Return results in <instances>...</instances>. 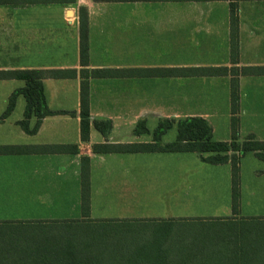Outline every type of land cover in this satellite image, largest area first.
Returning <instances> with one entry per match:
<instances>
[{"label":"crops","instance_id":"crops-1","mask_svg":"<svg viewBox=\"0 0 264 264\" xmlns=\"http://www.w3.org/2000/svg\"><path fill=\"white\" fill-rule=\"evenodd\" d=\"M230 3V0H8L0 4V71L75 70L78 73L82 69L80 8L85 10L87 25V69L231 68ZM236 15V67H264V0L238 1ZM80 82L78 75L71 79L42 80L47 109L61 114L44 117L34 134L25 133L18 125L25 108L22 96L16 97L13 111L0 121V146H75L77 149L74 154L0 155V194L15 195L12 200L17 201L18 214L11 217L12 222L116 220L129 225H155L160 230L167 226L214 223L234 228L264 227V216L244 214L255 212L254 208L243 204L234 207L231 203L208 209L215 215L209 217L181 214L203 211L192 206L137 210L151 212L152 216L92 217L96 210L94 196L107 197L110 193L120 196L148 184H159L168 191L178 187L175 180L183 178L188 165L195 169V165L201 164L207 168L205 171L222 170L231 179L229 164L209 165L195 153L92 152V146L97 144L150 143L153 131L163 120L173 122L171 129H175L176 138V123L195 117L208 123L212 140L229 142L230 76L89 79L91 122L86 142L80 138ZM23 86L20 80L0 81V116L10 95ZM238 86V142L250 136L264 142V75L241 76ZM94 120L111 122L106 138L94 128ZM141 121L149 133L135 135L134 129ZM35 123L32 117L29 128ZM162 138V144L171 143ZM83 157L89 160V205L85 213H82L80 182ZM239 170L240 175L246 170L250 174L264 173V159L248 152L240 158ZM158 179L164 180L163 183H158ZM74 214L76 218L70 219ZM154 242L161 245L147 251L144 257L134 258L143 259L146 264H264V240L250 247L241 239L231 238L220 242L224 247L218 246L219 251L209 253L204 248L193 250V241H188L189 248L179 251L167 250L161 240L151 243Z\"/></svg>","mask_w":264,"mask_h":264},{"label":"trees","instance_id":"trees-1","mask_svg":"<svg viewBox=\"0 0 264 264\" xmlns=\"http://www.w3.org/2000/svg\"><path fill=\"white\" fill-rule=\"evenodd\" d=\"M8 0H0V4ZM51 2H61L63 0H48ZM74 2V0H70ZM96 2H127L128 0H94ZM185 1H213V0H185ZM230 61L233 65L231 68H192V69H147V70H118V69H87L88 66V44H87V25L85 20V10L79 9V59L82 69L77 73L75 70H8L0 71V81L20 80L24 86L14 91L8 98L5 111L0 116V121L7 118L14 109L15 99L22 96L25 101L23 119L18 122L20 128L27 134H34L39 127L41 120L50 115L61 114L59 112L49 111L45 104L42 80L44 79H71L78 75L80 82V138L83 142L88 141V130L90 126L89 116V79H108V78H127V77H223L230 76V133L229 142H216L212 140L211 128L202 118H187L179 120L176 123V138L168 144L161 143V137L172 128L173 122L163 120L159 122L157 128L152 133L150 143L135 144H97L92 146V152L95 154H136V153H195L199 155L203 163L209 165L229 164L231 170V204L235 207L239 200V161L240 158L248 152H254L258 158L264 159V142L254 140L253 137H247L244 141L238 142L239 130V86L238 79L241 76H263L264 67H236L238 64V20H237V2L240 0H230ZM259 1V0H245ZM34 117L36 123L32 129L29 128V120ZM94 128L105 138L111 129V122L106 120H94ZM143 121L139 122L134 134H148ZM77 152L75 146H0V155H22V154H74ZM80 182H81V204L82 213L89 205V160L86 157L80 161ZM235 212V211H234ZM73 221H43L27 223H3L8 227H23L30 230L34 237H40V240H47L50 232H56L57 227L61 224L67 226L81 225L98 226V228L112 226L113 224H122L120 221H91L83 220L82 222ZM114 222V223H112ZM102 226V227H101ZM76 228V227H74ZM70 229L76 233V229ZM109 228V227H108ZM109 229H104L94 233L97 240L108 237ZM110 235V234H109ZM156 241V240H154ZM158 241V240H157ZM149 243V242H148ZM146 244L141 253L131 256V259H121L116 262L114 259H102L103 256L83 255L87 247L77 246L78 251L73 250L69 244L59 252L56 250L48 251L41 249L39 244L25 245V253H35L36 257L23 256L19 262H10L9 264H146L145 260H138L135 256L144 257L146 252L159 247L160 242ZM37 245L39 247H37ZM72 245V244H71ZM75 247L74 245H72ZM72 250V251H71ZM77 252V253H76ZM84 253V252H83ZM38 254V256H37ZM139 257V258H140Z\"/></svg>","mask_w":264,"mask_h":264},{"label":"rangeland","instance_id":"rangeland-1","mask_svg":"<svg viewBox=\"0 0 264 264\" xmlns=\"http://www.w3.org/2000/svg\"><path fill=\"white\" fill-rule=\"evenodd\" d=\"M162 137L163 141H174L175 129H169ZM198 165H195V169L192 168V165H188L190 167L185 171L183 178L175 180L178 187L168 191L161 188L159 184H148L144 188L120 196H114L111 193L107 197L101 196V194L96 195L93 198V205L96 210L92 213V217L117 219L124 218V216H152L154 214L151 212H139L137 210L139 207L152 208L157 206H192L203 211L181 214L187 216H215L212 215L214 214L213 210L208 209L231 203V179L224 175L221 172L222 170L216 172L205 171L207 168H204L201 164ZM250 167L249 164L248 168ZM165 179L167 180V178ZM163 181L161 179L157 180L160 184ZM238 190V204L255 209L253 213L244 214L264 216V173L250 174L246 170L242 175H239ZM12 198H15V195L0 194V264H9L13 261L19 262L23 256L36 257L35 253H25L26 247L24 246L32 243L39 244L41 249L56 250V252L65 249L68 246L66 244H69L75 251H78L77 246L85 245L87 249L81 250V254L86 255L85 253H88V256L101 255L103 256L102 259H114L119 262L121 259H131V256L141 253L146 244L154 240L164 242L162 246L169 251L171 249L185 250L189 248L188 241H193V244H191L193 250L204 248L202 250L206 253L219 251V247H224L223 243L220 242H225L231 238L241 239L246 246L250 247H254L259 244V241L264 240V227L258 225H245L234 228L215 223L194 224L167 226L164 227V230H160V227L155 225L122 223L113 224L108 226L109 228L102 226V228H98V226L86 227L83 224L73 225L76 227L74 228L67 226L68 224H61L56 228V232H50L48 239L43 241L40 240L39 236L35 238L34 234L28 229L8 227L3 224L14 223L11 221L13 220L11 217L18 214L17 201H13ZM75 218L76 214L70 219ZM74 222L83 223V220H75ZM73 228L76 229V233L70 230ZM104 229H109L110 235L106 234L105 236L108 237L97 240L96 237L100 235H94V233L99 230L102 233ZM37 247L39 246L37 245Z\"/></svg>","mask_w":264,"mask_h":264}]
</instances>
